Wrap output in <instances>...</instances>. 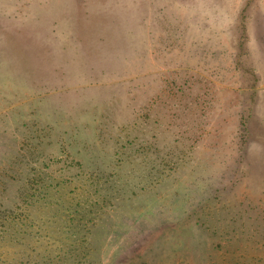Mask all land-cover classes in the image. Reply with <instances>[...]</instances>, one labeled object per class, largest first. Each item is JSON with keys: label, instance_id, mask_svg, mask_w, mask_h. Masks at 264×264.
Here are the masks:
<instances>
[{"label": "rangeland", "instance_id": "1", "mask_svg": "<svg viewBox=\"0 0 264 264\" xmlns=\"http://www.w3.org/2000/svg\"><path fill=\"white\" fill-rule=\"evenodd\" d=\"M0 264H264V0H0Z\"/></svg>", "mask_w": 264, "mask_h": 264}, {"label": "trees", "instance_id": "2", "mask_svg": "<svg viewBox=\"0 0 264 264\" xmlns=\"http://www.w3.org/2000/svg\"><path fill=\"white\" fill-rule=\"evenodd\" d=\"M26 198H27V197H26ZM26 198H25V199H26Z\"/></svg>", "mask_w": 264, "mask_h": 264}]
</instances>
